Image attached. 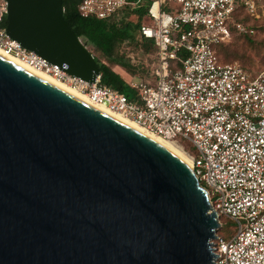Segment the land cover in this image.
<instances>
[{
  "label": "water",
  "instance_id": "1",
  "mask_svg": "<svg viewBox=\"0 0 264 264\" xmlns=\"http://www.w3.org/2000/svg\"><path fill=\"white\" fill-rule=\"evenodd\" d=\"M7 32L94 81L63 0H7ZM220 214L152 135L0 52V264H218Z\"/></svg>",
  "mask_w": 264,
  "mask_h": 264
},
{
  "label": "built area",
  "instance_id": "2",
  "mask_svg": "<svg viewBox=\"0 0 264 264\" xmlns=\"http://www.w3.org/2000/svg\"><path fill=\"white\" fill-rule=\"evenodd\" d=\"M175 1L178 6L167 9ZM141 0H81V15L110 18ZM140 36L156 46L152 80L124 91L72 74L22 45L6 29L8 1L0 2V47L135 119L148 130L194 143L193 167L213 207L237 222V231L213 239L218 264H264V68L256 75L215 49L234 30L253 32L236 13L244 8L264 20L257 0H149ZM181 142V141H179ZM182 143V142H181ZM184 145V144H183ZM212 190H211V189Z\"/></svg>",
  "mask_w": 264,
  "mask_h": 264
},
{
  "label": "rangeland",
  "instance_id": "3",
  "mask_svg": "<svg viewBox=\"0 0 264 264\" xmlns=\"http://www.w3.org/2000/svg\"><path fill=\"white\" fill-rule=\"evenodd\" d=\"M4 0H0L3 2ZM142 4L146 5L149 3V0H141ZM258 3L262 5L261 9L264 8V0H257ZM178 6V3L175 1H169L166 4L167 9H171ZM241 9V8H239ZM116 17H123L125 20H132L135 22L137 20L136 16L133 13H128L125 11L124 13H119ZM144 21L148 20L147 17L144 16ZM255 25H253L254 31L249 34H238L239 31L234 30V36L232 40L229 42L228 46L224 47V43L215 44V49L218 52L219 56L221 54L222 58L230 59L233 61H239L245 67H247L252 75L258 74L260 70L264 68V20L263 21H253ZM135 39L126 40L121 43L119 47V53L125 54L129 57L134 64L133 70L129 71L125 67L116 64L112 61L106 59L104 54L97 49L91 43H85L87 47L94 54V57L97 56L100 60L108 62L112 67L121 73V75L126 79V81L130 84L131 82H139V81H149L152 80V66L154 61L156 60V46L154 47H146L140 38L139 30H135ZM151 40V39H148ZM224 47V48H223ZM220 52V53H219ZM220 56V58H221ZM131 85V84H130ZM138 91L136 90L137 96ZM178 142L181 146H183L188 153L195 154L197 153V149L193 142L190 140L179 137ZM184 144V145H183ZM211 189V188H210ZM212 190V189H211ZM222 226L219 229V234L225 238L232 237L237 231V222L229 216L222 215L221 216Z\"/></svg>",
  "mask_w": 264,
  "mask_h": 264
},
{
  "label": "trees",
  "instance_id": "4",
  "mask_svg": "<svg viewBox=\"0 0 264 264\" xmlns=\"http://www.w3.org/2000/svg\"><path fill=\"white\" fill-rule=\"evenodd\" d=\"M80 1L81 0H63L64 15L69 20L72 28L85 43H91L99 49L106 59L125 67L129 71L133 70L135 67L131 59L125 54L119 53V47L124 41L135 39V30L139 29L147 11L146 5L142 4L134 8H125V11L133 13L136 16L137 20L134 22L116 16L110 18L83 16L78 9ZM236 15L238 19L245 22L249 27L255 25L252 23L253 21H263V19L252 17L244 8L239 9ZM5 24H7L6 16ZM249 33L250 32H239L238 34L247 35ZM138 39H140L146 47H154V42L152 40L143 37ZM223 45L224 47L228 46L229 42ZM95 58L100 66L101 80L103 83L124 91L129 97H134L136 95V89L126 81L121 73L116 71L108 62L100 60L97 56H95ZM221 59L224 61H233L224 59L222 56ZM155 64L156 60L152 66V75Z\"/></svg>",
  "mask_w": 264,
  "mask_h": 264
},
{
  "label": "bare ground",
  "instance_id": "5",
  "mask_svg": "<svg viewBox=\"0 0 264 264\" xmlns=\"http://www.w3.org/2000/svg\"><path fill=\"white\" fill-rule=\"evenodd\" d=\"M0 52L4 53L5 55H7V56H9L11 58H13L16 61L22 63L23 65L29 67L30 69L38 72L39 74H41V75L49 78L50 80H52V81L60 84L61 86L67 88L68 90L72 91L73 93L77 94L78 96H80V97H82V98H84V99H86V100L94 103L95 105H97V106H99V107L107 110L108 112L116 115L117 117H119V118L127 121L128 123L136 126L137 128L145 131L146 133L152 135L156 139L160 140L161 142H163L164 144H166L167 146H169L170 148H172L173 150H175L176 152H178L182 157H184L186 159V161L190 165H193V157H192V155L190 153H188L186 151V149L178 143L179 141L174 140V139H170V138H165V137H163V136H161V135H159L157 133H154V132L148 130L147 128H145L144 126H142L141 124H139L135 119L130 118V117L126 116L125 114H123L120 111L113 110V109L107 107L106 105L101 104V103L93 100L87 93L81 91L80 89L75 88L74 86L66 83L65 81H62V80L58 79L57 77L53 76L52 74H50V73H48V72H46V71H44L42 69L37 68L36 66L32 65L29 62H27V61H25V60H23V59L15 56V55L11 54V53H7L1 47H0Z\"/></svg>",
  "mask_w": 264,
  "mask_h": 264
}]
</instances>
